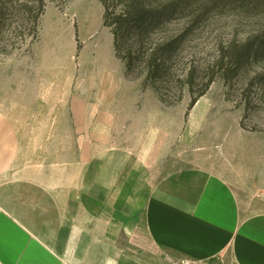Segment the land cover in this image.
Segmentation results:
<instances>
[{"label": "rangeland", "instance_id": "rangeland-1", "mask_svg": "<svg viewBox=\"0 0 264 264\" xmlns=\"http://www.w3.org/2000/svg\"><path fill=\"white\" fill-rule=\"evenodd\" d=\"M142 2L163 13L141 36L168 66L147 85L143 59L128 76L116 58L100 0H0V113L19 148L9 173L72 181L80 164L83 182L94 155L110 154L113 175L127 162L126 193L147 189L153 173L199 168L264 212V2ZM109 3L119 12V0ZM121 245L147 264L184 263L136 240Z\"/></svg>", "mask_w": 264, "mask_h": 264}, {"label": "crops", "instance_id": "crops-1", "mask_svg": "<svg viewBox=\"0 0 264 264\" xmlns=\"http://www.w3.org/2000/svg\"><path fill=\"white\" fill-rule=\"evenodd\" d=\"M18 149L0 113V264H147L127 253L123 239L183 264H264V212L242 204L223 177L199 168L153 173L147 189L129 194L127 162L113 175L110 154L94 155L82 182L80 164L72 181L63 173H9Z\"/></svg>", "mask_w": 264, "mask_h": 264}, {"label": "trees", "instance_id": "trees-1", "mask_svg": "<svg viewBox=\"0 0 264 264\" xmlns=\"http://www.w3.org/2000/svg\"><path fill=\"white\" fill-rule=\"evenodd\" d=\"M100 1L103 6V27L109 29L114 38L116 58L124 64L126 75L128 76L135 72L134 70L138 63L143 59L144 62L141 63L146 65L147 77L145 85H147V81L151 76L168 68L166 63L159 64L158 51L160 47H147L146 41L141 36L160 24L163 13H154L144 5L142 0H119L121 5L119 12L116 11L115 7L111 11L112 6L109 0ZM255 1L258 3L264 2V0ZM37 22L35 25H37ZM132 35H136L137 39L133 44H130ZM36 36L34 34L33 39H36ZM175 44V41H169L163 48L172 52ZM196 103L197 100L193 101L192 107Z\"/></svg>", "mask_w": 264, "mask_h": 264}]
</instances>
